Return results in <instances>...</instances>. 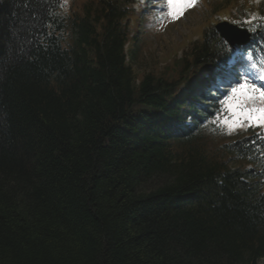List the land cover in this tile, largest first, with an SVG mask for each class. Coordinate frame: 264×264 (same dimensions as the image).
<instances>
[{
  "label": "trees",
  "instance_id": "trees-1",
  "mask_svg": "<svg viewBox=\"0 0 264 264\" xmlns=\"http://www.w3.org/2000/svg\"><path fill=\"white\" fill-rule=\"evenodd\" d=\"M228 2L264 49V7ZM63 5L0 0V264H257L264 129L222 127L213 25L137 75L136 0Z\"/></svg>",
  "mask_w": 264,
  "mask_h": 264
},
{
  "label": "rangeland",
  "instance_id": "rangeland-1",
  "mask_svg": "<svg viewBox=\"0 0 264 264\" xmlns=\"http://www.w3.org/2000/svg\"><path fill=\"white\" fill-rule=\"evenodd\" d=\"M62 1L64 9L76 10L78 9L77 2L81 0ZM218 1L220 0H199L198 5L188 9L183 17L172 21L166 15V8H158L159 5L165 3V0H145V5L143 4V6L138 7L145 14L143 17H140L142 13L137 15L139 18L133 21V25H136L135 30L132 28L131 35L135 34V31L140 30L142 27L144 30H147V20L152 16L155 18L152 19V24L150 25L151 30H147L144 41L140 44L137 54H135L133 59L128 58L133 72L137 75L148 72H153L156 75L161 74L166 66L173 63L176 54L180 56L187 47H190L192 42L198 39L200 32L207 23L213 25L216 23L214 19L219 21L221 16L229 15V9L232 6L230 5L231 2L227 3L229 4L228 9L225 6V8L220 9ZM259 1L253 0L254 3H258ZM234 5H237V3ZM218 8L222 13L217 10ZM221 21L233 23L231 17H224ZM144 24H147V26L145 27ZM137 25H140V27L136 28ZM235 55L238 58L240 57L239 60H236V64L238 65L236 73L239 74L242 71V65H246L249 58L239 52ZM235 55L232 56V59L236 57ZM232 76L231 79L226 78V81L228 80L231 83L217 80V83H219L218 87L227 84L228 86H226L230 88L232 85H235V79L241 78L239 75L232 74ZM226 86L222 88H227ZM197 89L200 88L198 87ZM244 132V130L233 132L231 139L242 136ZM257 264H264V258L258 260Z\"/></svg>",
  "mask_w": 264,
  "mask_h": 264
},
{
  "label": "snow or ice",
  "instance_id": "snow-or-ice-1",
  "mask_svg": "<svg viewBox=\"0 0 264 264\" xmlns=\"http://www.w3.org/2000/svg\"><path fill=\"white\" fill-rule=\"evenodd\" d=\"M198 3L199 0H165L159 8H166L167 17L175 21ZM238 75L241 78L235 79V86H231L220 100L219 111L224 114L222 127L227 129L228 134L237 130L247 131L248 128L264 129V57L250 53L247 64L242 65ZM258 135L264 138V133Z\"/></svg>",
  "mask_w": 264,
  "mask_h": 264
},
{
  "label": "water",
  "instance_id": "water-1",
  "mask_svg": "<svg viewBox=\"0 0 264 264\" xmlns=\"http://www.w3.org/2000/svg\"><path fill=\"white\" fill-rule=\"evenodd\" d=\"M217 30L221 33V36L226 39L230 44H242L246 41V36L240 34H246L245 30L237 29L236 26L222 23L216 26ZM247 35V34H246Z\"/></svg>",
  "mask_w": 264,
  "mask_h": 264
}]
</instances>
